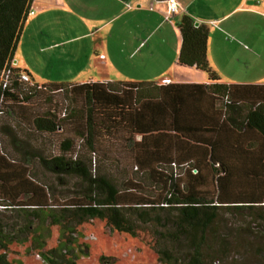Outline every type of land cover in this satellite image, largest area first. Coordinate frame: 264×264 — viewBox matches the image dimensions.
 Returning a JSON list of instances; mask_svg holds the SVG:
<instances>
[{
    "label": "trees",
    "instance_id": "obj_1",
    "mask_svg": "<svg viewBox=\"0 0 264 264\" xmlns=\"http://www.w3.org/2000/svg\"><path fill=\"white\" fill-rule=\"evenodd\" d=\"M31 1L0 0V75L13 62ZM176 27L181 35L178 63L205 73L212 85H38L20 81L19 74L25 71L12 67L8 86L4 90L0 86V135L12 139V128L22 126L42 137L58 136L57 153L48 159L40 155L39 162L45 172L72 176L82 184L80 198L70 204H52L49 187L30 175L27 160L9 158L0 144V207L25 210L21 217L26 222L20 227L24 231L20 232L30 233L29 219L46 215L45 222L68 231L98 219L113 231L134 235L132 214L127 209L175 208V215L168 217L178 239H186L190 251L187 264H202L206 234L220 210L264 207V141L254 139L258 133L264 135V92L260 86L218 83L207 61L208 28L195 26L187 15L178 20ZM201 88L210 96V106L218 108L225 118L230 109L242 112L236 114L241 119L233 129L251 136L250 144H229L228 140L212 137L206 140L204 135L218 134L219 130H202L198 116H189L185 121L188 115L179 112H192L205 103ZM63 91L67 106L51 107L48 98ZM241 152H245L244 157ZM92 157L121 169L119 187L106 175L92 174ZM235 157L243 162H225ZM134 175L141 181L134 180ZM142 180L156 186L153 195L145 194ZM236 190L240 193H234ZM46 209L49 213L45 214ZM136 217L141 222L151 220L145 210ZM6 228L10 232H5ZM11 228L0 216V264H10L6 257L10 244L26 241L24 237L14 238ZM158 255L161 262L176 264L169 252L159 251ZM42 256L47 264H75L77 260H64L56 250ZM110 260L102 256L100 264H111Z\"/></svg>",
    "mask_w": 264,
    "mask_h": 264
},
{
    "label": "rangeland",
    "instance_id": "obj_2",
    "mask_svg": "<svg viewBox=\"0 0 264 264\" xmlns=\"http://www.w3.org/2000/svg\"><path fill=\"white\" fill-rule=\"evenodd\" d=\"M63 13L62 10L51 14L49 12L46 24L41 23L38 26L30 24V27L22 32L13 56V61H16L15 67L20 70L34 67L32 77L36 83L31 81L38 85L50 83L67 85L71 82L98 80L110 75L114 77L118 66L97 64L95 54L89 46L92 40L90 37H80L79 33L73 34L68 32L67 28H63L67 22V16ZM28 18L29 15L26 20ZM48 24L56 27L53 35L47 30ZM75 37L79 38L72 39ZM69 39L72 40L67 42L64 48L52 47L55 41L58 43ZM90 55L94 56L93 61L89 58ZM242 74L239 79H249ZM66 97L65 91L51 95L48 98L51 100L50 106L59 108L67 106ZM12 130L15 134L12 139L6 140L0 135L4 153L17 162L27 160L30 175L49 187L52 204H70L71 200L80 198L82 184L78 179L72 176L51 175L45 172L39 162L40 155L48 159L57 153L59 137L55 135L42 137L22 126H14ZM91 161L93 175L97 173L106 175L119 187L123 180L120 168L97 157H92ZM133 178L141 181L140 176L134 175ZM142 183L145 194L153 195L156 186L150 185L147 180H142ZM173 209L175 208L156 211L127 209L132 214L130 219L134 226V235L113 231L105 221L98 219L79 226H74L73 222L74 228L68 231L61 225L52 226L50 221L45 222L46 215L41 218H30L31 225L28 223L31 227L30 233L23 234L24 230L20 227L26 222L21 217L25 210L0 207V216L7 224L12 225L11 229H14L13 237L18 240L26 238L24 243L10 244L6 250V257L10 264H46L42 253L56 250L64 260L77 258L75 264H100L102 256L110 258L111 264H166L160 261L158 252L167 251L176 264H187L190 251L186 239L183 237L178 239L172 219L168 217L175 215ZM141 210L148 212L151 220L148 219L146 222L138 220L136 216ZM44 211L45 214L49 213V209ZM5 232L10 230L6 228ZM65 244L67 247L63 248ZM201 252L202 264H264V207H255L251 210H220L207 231ZM37 255L40 258H37Z\"/></svg>",
    "mask_w": 264,
    "mask_h": 264
},
{
    "label": "crops",
    "instance_id": "obj_3",
    "mask_svg": "<svg viewBox=\"0 0 264 264\" xmlns=\"http://www.w3.org/2000/svg\"><path fill=\"white\" fill-rule=\"evenodd\" d=\"M175 1L180 13L169 15L165 0H32L29 11L33 15H29L24 22L20 36L30 24H46L49 12L51 14L62 10L67 16L63 28L73 34L79 33L80 37H90L92 42L89 46L95 54L97 64L118 66L114 77L110 75L98 80L70 84L150 82L158 86H210L213 82L205 73L178 63L181 35L176 23L183 15H187L195 23L208 28L207 61L219 78L218 83L260 86L264 92V0ZM55 28L48 24L50 35L55 33ZM76 38L79 37L72 39ZM72 39L58 43L55 41L52 47L64 48ZM89 58L94 60L92 55ZM13 62L16 64V61ZM22 71L27 72L35 82L32 77L34 67L30 66ZM241 74L249 79H239ZM164 81L167 83L164 84ZM201 91L205 101L202 106L191 109L192 112H187V109L179 112L182 116L188 115L185 121L198 116L202 122V130H219L218 134L204 135L206 140L212 137L213 140H228L229 144H250L251 136H244L243 131L233 129L235 122L241 119L236 114L241 115L242 112L230 109L225 118L218 108L210 106V96H207L206 91L203 88ZM180 121L183 123L184 118ZM254 139L264 141V135L258 133ZM241 153L244 157L245 152ZM225 162L243 161L241 157H235L232 160L228 158ZM222 173H225V169ZM243 189L249 188L244 186ZM246 192L250 193L249 190ZM234 193L240 192L236 190Z\"/></svg>",
    "mask_w": 264,
    "mask_h": 264
},
{
    "label": "built area",
    "instance_id": "obj_4",
    "mask_svg": "<svg viewBox=\"0 0 264 264\" xmlns=\"http://www.w3.org/2000/svg\"><path fill=\"white\" fill-rule=\"evenodd\" d=\"M165 5H166L167 13L169 15H176V14L180 13L179 6H178V4L176 3L175 0H166ZM28 15H33V12L29 11ZM13 66L15 67V63L11 62V65L5 66V68L1 72V75H0V86H1L2 90H4L8 86L9 82H10V77L12 75V67ZM19 76H20L19 80L22 81V82H30L31 81L28 73H26V72H21L19 74ZM163 83H167V81H164ZM37 258H40V257L37 255Z\"/></svg>",
    "mask_w": 264,
    "mask_h": 264
},
{
    "label": "water",
    "instance_id": "obj_5",
    "mask_svg": "<svg viewBox=\"0 0 264 264\" xmlns=\"http://www.w3.org/2000/svg\"><path fill=\"white\" fill-rule=\"evenodd\" d=\"M199 24L198 23H195V26H198Z\"/></svg>",
    "mask_w": 264,
    "mask_h": 264
}]
</instances>
